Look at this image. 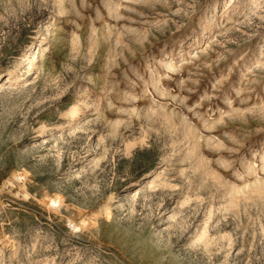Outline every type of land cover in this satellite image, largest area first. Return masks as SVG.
Here are the masks:
<instances>
[{"label":"rangeland","instance_id":"374dc122","mask_svg":"<svg viewBox=\"0 0 264 264\" xmlns=\"http://www.w3.org/2000/svg\"><path fill=\"white\" fill-rule=\"evenodd\" d=\"M1 66L0 264H264V0H0Z\"/></svg>","mask_w":264,"mask_h":264},{"label":"bare ground","instance_id":"6f19581e","mask_svg":"<svg viewBox=\"0 0 264 264\" xmlns=\"http://www.w3.org/2000/svg\"><path fill=\"white\" fill-rule=\"evenodd\" d=\"M42 42H43V38H34V39H31L25 45V47H24L23 56L19 60V65L18 66H20V67L22 66L23 67V66L28 65L29 62H30L29 56L31 54V50H33L37 44L42 43ZM6 73H8V74L10 73V75H8V77H11L12 76L11 70H10L9 67L1 66L0 67V74H4L5 75ZM14 78L17 80V79H19V76H16ZM65 112H66V115H69L71 113L76 114L77 111H76L75 104H72L68 109L65 110ZM159 158H160V160L158 162H161L162 156H159ZM153 170H154L153 167H151L149 169V171H151V172ZM149 175H151V173ZM13 177L15 178V180L18 182L19 185L23 186L25 184V180L27 178V171L24 170V169H19V170L13 171ZM9 182H10V180H9ZM133 183L134 184H137V180H135ZM46 202H50L51 204H54V203L58 202V196L57 195L56 196H53V195L47 194V196H46ZM6 241H7V237L6 236H4V235L3 236H0V243H4Z\"/></svg>","mask_w":264,"mask_h":264}]
</instances>
